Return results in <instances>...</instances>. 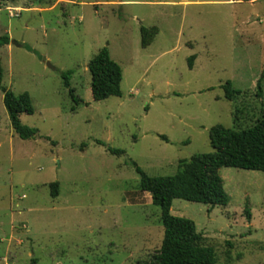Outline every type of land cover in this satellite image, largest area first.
Here are the masks:
<instances>
[{
  "label": "rangeland",
  "instance_id": "1",
  "mask_svg": "<svg viewBox=\"0 0 264 264\" xmlns=\"http://www.w3.org/2000/svg\"><path fill=\"white\" fill-rule=\"evenodd\" d=\"M141 26L158 30L145 48ZM2 36L1 86L29 95L33 112L18 119L37 134L14 133L0 91V264L141 263L163 227L133 163L172 176L212 152V127L264 116V0H0ZM102 48L120 96L93 101L88 65ZM218 175L225 205L175 199L170 214L194 222L216 264H264V172Z\"/></svg>",
  "mask_w": 264,
  "mask_h": 264
},
{
  "label": "trees",
  "instance_id": "2",
  "mask_svg": "<svg viewBox=\"0 0 264 264\" xmlns=\"http://www.w3.org/2000/svg\"><path fill=\"white\" fill-rule=\"evenodd\" d=\"M14 1V0H6ZM140 44L149 46L156 36V27L141 26ZM9 44L7 36L0 37V47ZM194 56L189 59L191 68ZM91 76L90 91L93 101L110 96H120L121 69L114 64L107 48H102L89 62ZM71 72L61 75L64 87L68 89L74 103L79 100L70 88ZM3 69L0 61V91L14 133L22 140L33 139L37 129L22 125L18 116L32 114L33 107L27 93L14 95L1 86ZM226 100L240 94L232 88L229 81L223 86ZM209 144L212 152L194 155L188 160H180L177 171L172 176L149 177L134 163L140 176L139 189L150 195L151 203L160 210L163 237L158 250L147 255L139 264H216L217 259L212 247L202 244V236L197 232L193 221L170 214L172 201L181 199L201 203L214 208L225 205L228 197L224 192L218 170L222 167L264 172V116L249 129L236 131L217 125L209 130ZM98 144L103 145L101 142ZM113 155H121V150L107 148ZM51 197L58 195V183L49 185ZM245 217L250 220L248 209Z\"/></svg>",
  "mask_w": 264,
  "mask_h": 264
},
{
  "label": "water",
  "instance_id": "3",
  "mask_svg": "<svg viewBox=\"0 0 264 264\" xmlns=\"http://www.w3.org/2000/svg\"><path fill=\"white\" fill-rule=\"evenodd\" d=\"M49 66V65H48ZM50 67V66H49ZM52 69V67H50Z\"/></svg>",
  "mask_w": 264,
  "mask_h": 264
}]
</instances>
